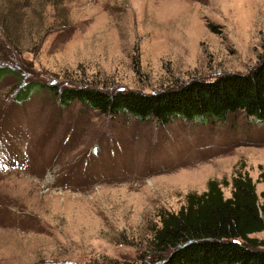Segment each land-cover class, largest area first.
Wrapping results in <instances>:
<instances>
[{"label":"rangeland","instance_id":"374dc122","mask_svg":"<svg viewBox=\"0 0 264 264\" xmlns=\"http://www.w3.org/2000/svg\"><path fill=\"white\" fill-rule=\"evenodd\" d=\"M263 55L264 0H0V264H153L188 193L225 179L230 197L237 173L264 189V123L241 112L158 126L43 87L16 102L24 85L152 92Z\"/></svg>","mask_w":264,"mask_h":264},{"label":"trees","instance_id":"16d2710c","mask_svg":"<svg viewBox=\"0 0 264 264\" xmlns=\"http://www.w3.org/2000/svg\"><path fill=\"white\" fill-rule=\"evenodd\" d=\"M208 27L216 32L215 26ZM11 71L0 68V77ZM42 87L56 96L61 107L76 101L108 116L124 115L158 126L174 121L222 122L237 112L264 123V55L246 72L195 78L152 92L32 82L18 91L16 102ZM257 181L264 185V172ZM222 185L228 182L210 179L205 191L188 193L185 205L176 212L160 215L153 240L156 250L165 255L153 264H264V242L251 236L264 230V189L257 193L247 173L232 178L230 197L223 196Z\"/></svg>","mask_w":264,"mask_h":264},{"label":"crops","instance_id":"0c3cea01","mask_svg":"<svg viewBox=\"0 0 264 264\" xmlns=\"http://www.w3.org/2000/svg\"><path fill=\"white\" fill-rule=\"evenodd\" d=\"M257 188L261 191L262 189V185L261 184H257ZM263 190V189H262Z\"/></svg>","mask_w":264,"mask_h":264},{"label":"water","instance_id":"95a60500","mask_svg":"<svg viewBox=\"0 0 264 264\" xmlns=\"http://www.w3.org/2000/svg\"><path fill=\"white\" fill-rule=\"evenodd\" d=\"M205 80V79H204Z\"/></svg>","mask_w":264,"mask_h":264}]
</instances>
